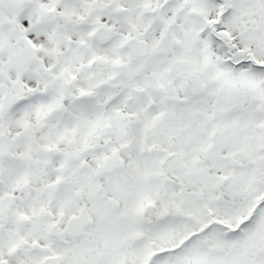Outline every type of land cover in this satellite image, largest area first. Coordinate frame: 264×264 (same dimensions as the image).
I'll list each match as a JSON object with an SVG mask.
<instances>
[{
    "label": "snow or ice",
    "instance_id": "6c2138e0",
    "mask_svg": "<svg viewBox=\"0 0 264 264\" xmlns=\"http://www.w3.org/2000/svg\"><path fill=\"white\" fill-rule=\"evenodd\" d=\"M0 264H264V0H0Z\"/></svg>",
    "mask_w": 264,
    "mask_h": 264
}]
</instances>
